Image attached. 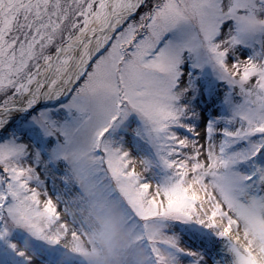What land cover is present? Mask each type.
Wrapping results in <instances>:
<instances>
[{
  "label": "snow or ice",
  "instance_id": "snow-or-ice-1",
  "mask_svg": "<svg viewBox=\"0 0 264 264\" xmlns=\"http://www.w3.org/2000/svg\"><path fill=\"white\" fill-rule=\"evenodd\" d=\"M101 199L125 264H264V0H0V264Z\"/></svg>",
  "mask_w": 264,
  "mask_h": 264
},
{
  "label": "rangeland",
  "instance_id": "rangeland-1",
  "mask_svg": "<svg viewBox=\"0 0 264 264\" xmlns=\"http://www.w3.org/2000/svg\"><path fill=\"white\" fill-rule=\"evenodd\" d=\"M48 193L53 203L57 205L58 211L63 215L64 204L57 201L50 180ZM121 213V209L115 205H105L101 199L95 207L85 206L79 215L78 219L84 222L87 229V236H82L81 242L90 254L86 257L88 264H125L126 257L131 259L133 249L125 250L130 240L129 229L131 225L121 222ZM93 233L95 236L92 235ZM70 240L71 236L69 235ZM187 242L185 241V243ZM46 259L47 257H43L37 260L36 264H45Z\"/></svg>",
  "mask_w": 264,
  "mask_h": 264
}]
</instances>
